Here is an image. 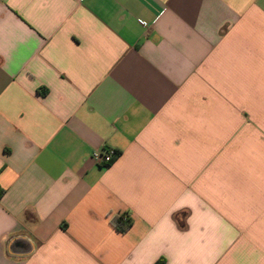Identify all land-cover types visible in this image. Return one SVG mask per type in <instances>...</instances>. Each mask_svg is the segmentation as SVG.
Wrapping results in <instances>:
<instances>
[{
    "label": "crops",
    "instance_id": "crops-1",
    "mask_svg": "<svg viewBox=\"0 0 264 264\" xmlns=\"http://www.w3.org/2000/svg\"><path fill=\"white\" fill-rule=\"evenodd\" d=\"M0 264H264V0H0Z\"/></svg>",
    "mask_w": 264,
    "mask_h": 264
},
{
    "label": "built area",
    "instance_id": "built-area-1",
    "mask_svg": "<svg viewBox=\"0 0 264 264\" xmlns=\"http://www.w3.org/2000/svg\"><path fill=\"white\" fill-rule=\"evenodd\" d=\"M140 22L144 24L143 21ZM116 156L117 151L114 148L96 149L92 153V157L96 161V163L102 165L110 164Z\"/></svg>",
    "mask_w": 264,
    "mask_h": 264
},
{
    "label": "trees",
    "instance_id": "trees-1",
    "mask_svg": "<svg viewBox=\"0 0 264 264\" xmlns=\"http://www.w3.org/2000/svg\"><path fill=\"white\" fill-rule=\"evenodd\" d=\"M131 220L122 216H117L114 219V225L116 226V228L122 232H125L128 230V228H130L131 226Z\"/></svg>",
    "mask_w": 264,
    "mask_h": 264
}]
</instances>
